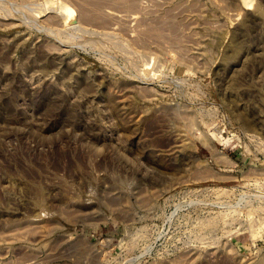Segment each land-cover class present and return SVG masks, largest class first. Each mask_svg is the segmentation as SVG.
Returning a JSON list of instances; mask_svg holds the SVG:
<instances>
[{"label": "rangeland", "instance_id": "374dc122", "mask_svg": "<svg viewBox=\"0 0 264 264\" xmlns=\"http://www.w3.org/2000/svg\"><path fill=\"white\" fill-rule=\"evenodd\" d=\"M0 264H264V0H0Z\"/></svg>", "mask_w": 264, "mask_h": 264}]
</instances>
